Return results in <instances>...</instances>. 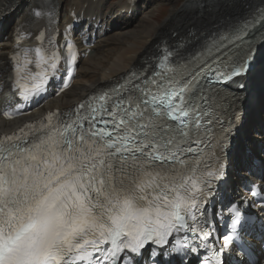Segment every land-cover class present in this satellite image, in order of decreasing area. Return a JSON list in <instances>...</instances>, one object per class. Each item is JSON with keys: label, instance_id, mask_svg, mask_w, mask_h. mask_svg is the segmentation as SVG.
Masks as SVG:
<instances>
[{"label": "snow or ice", "instance_id": "snow-or-ice-1", "mask_svg": "<svg viewBox=\"0 0 264 264\" xmlns=\"http://www.w3.org/2000/svg\"><path fill=\"white\" fill-rule=\"evenodd\" d=\"M54 9L43 14L52 19ZM55 32L45 28L35 39L56 48ZM257 38L264 46V8L225 13L211 30L185 34L174 66H166L168 53L151 73L133 71L68 112L0 136V264H185L201 249L209 253L202 264H224L233 236L219 248L206 243L205 205L225 174L239 115L224 106L220 86L255 69ZM35 55V77L28 49L12 57L22 102L39 87L30 80L45 82L42 66L57 68L55 52L46 58L36 47ZM73 62L69 55V73ZM227 211L235 230L239 208Z\"/></svg>", "mask_w": 264, "mask_h": 264}, {"label": "bare ground", "instance_id": "bare-ground-1", "mask_svg": "<svg viewBox=\"0 0 264 264\" xmlns=\"http://www.w3.org/2000/svg\"><path fill=\"white\" fill-rule=\"evenodd\" d=\"M6 1L7 0H3V2ZM32 1L35 2V0H16L14 3V10L10 13V20H8L0 30V115L9 100L7 96L9 83L7 79L8 65L6 56L11 49L12 32L14 28L19 26L26 18L27 8L31 11L34 7V2ZM53 1L56 5L60 6L61 9H63L64 4L67 3L66 0ZM110 1L111 0H72L69 4V7L74 9L77 14L84 15V17L96 16L95 21L100 19L102 24H109L110 27H114V35L109 36V34H106L104 36L103 40L95 47L89 58L82 62L74 85L60 98L50 102V108H67L82 101L87 95L103 87V85L110 83L114 78L126 73L131 68L136 67L144 56H147L154 50L156 45L165 40H170L169 34L176 33L185 36L191 27L204 23L210 24L213 27L214 22L221 15L227 13L232 16L236 9L241 8L240 4L247 0H202L200 4L197 2L198 0H187L188 4L185 7V13H179V15L175 16L173 14L168 24L166 23L163 25V29H165L161 31H159L160 28L157 29L156 35L147 33V30H142V25L140 23L137 24L135 20V16L136 19L140 16L139 13L141 9H139V6H141V4L144 5L143 8L146 7V9L144 8L146 11H144V13H147L152 6H156L154 1L136 0V2L131 3L132 5L129 4L127 0L119 1L116 12H120L121 14L122 9H131L132 15L130 19L127 18L128 12H126L125 16L116 15L117 19H115V15L112 14L108 17V13H105V11L110 9ZM66 5L68 6V4ZM182 16L187 19L201 18L203 16H207L208 18L203 21L188 23L186 19L180 18ZM67 21L70 22L71 18L67 17ZM163 31L164 33L162 34ZM257 48L256 67L250 72V75L248 74L249 76L244 82L249 88L244 100L247 98L246 103L248 104V109L251 108V110H248L250 115L242 129V141L237 145L239 149L238 159L253 156V146L250 145L252 141H256L258 147H264V145H259L261 141L264 140V73H262V69H264V47L255 45L254 51H256ZM252 88L257 89L259 92V95L255 99L254 90ZM13 126L14 123L6 122L0 116L1 132L13 129ZM14 127H16V125ZM243 142H246L249 150H251V154L248 156H245L243 153ZM262 168L264 170V166ZM230 176H235V183L238 184L241 182L238 176L234 174ZM228 188H232L231 182H229Z\"/></svg>", "mask_w": 264, "mask_h": 264}, {"label": "rangeland", "instance_id": "rangeland-1", "mask_svg": "<svg viewBox=\"0 0 264 264\" xmlns=\"http://www.w3.org/2000/svg\"><path fill=\"white\" fill-rule=\"evenodd\" d=\"M68 1H71V0H68ZM119 1H121V0H111L110 2L112 4V6H115L119 3ZM151 1H154L156 3V6H154V7L152 6V8L149 11H147V13H144V11H145L144 8L146 9V7L143 8L144 5L141 4V6H139V9H141L140 13H139L140 16L137 19H135L137 24L140 23L142 25L141 26L142 30H144V31L147 30L146 32L151 33V34H155L157 32V29H159V28H160L159 31H161L163 29V25H165L166 23L168 24L171 16H173V14L175 16V15H179V13H185V7L188 4V2H187L184 5L186 0H151ZM201 1L202 0H200V1L198 0L197 2L200 4ZM112 6H110V9ZM188 11H191V10H188ZM180 18L186 19L188 23H195L198 21H203L204 19H207L208 17L203 16L201 18L187 19L184 16H182ZM148 26H150V27H148ZM176 31H178V30H176ZM163 33H164V31L162 32V34Z\"/></svg>", "mask_w": 264, "mask_h": 264}, {"label": "water", "instance_id": "water-1", "mask_svg": "<svg viewBox=\"0 0 264 264\" xmlns=\"http://www.w3.org/2000/svg\"><path fill=\"white\" fill-rule=\"evenodd\" d=\"M186 2H187V0L185 1V3H184V4H186Z\"/></svg>", "mask_w": 264, "mask_h": 264}]
</instances>
